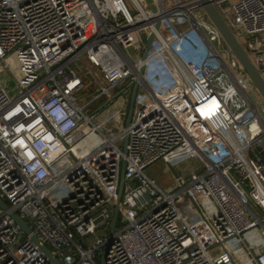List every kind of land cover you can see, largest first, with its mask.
<instances>
[{
	"label": "built area",
	"instance_id": "2783aa9c",
	"mask_svg": "<svg viewBox=\"0 0 264 264\" xmlns=\"http://www.w3.org/2000/svg\"><path fill=\"white\" fill-rule=\"evenodd\" d=\"M203 1L0 0V198L61 264H264V97ZM209 1L264 80V0ZM10 211L0 264H55Z\"/></svg>",
	"mask_w": 264,
	"mask_h": 264
},
{
	"label": "water",
	"instance_id": "95a60500",
	"mask_svg": "<svg viewBox=\"0 0 264 264\" xmlns=\"http://www.w3.org/2000/svg\"><path fill=\"white\" fill-rule=\"evenodd\" d=\"M149 7L152 10H155L154 4L152 0H147ZM203 8L209 18L211 19L212 23L214 26L217 28L218 32L222 36V38L225 40L227 43L228 47L231 49V51L234 53L238 61L241 63V65L244 67L246 72L249 74L257 88L260 90L261 94L264 97V80L261 78L260 74L256 70L255 66L247 56L245 50L243 47L240 45L238 40L236 39L235 35L229 28V26L226 24L224 19L222 18L221 14L219 11L215 8V6L212 4L211 1L209 0H204L202 2ZM159 27V24H157V28ZM155 38L154 34H151L149 38L147 39V45H146V51L144 53V58L147 57V53L151 47V44ZM138 91V83H135L133 86L132 94H131V99H130V104H129V111H128V116L126 120V126L129 127L132 121V116H133V111L135 107V101H136V95ZM128 138L127 136L125 137V143H124V148H126ZM125 164H123L122 167V172H121V182H120V187L118 191V196H117V201L116 205L114 208V215L113 219L111 221L110 225V233L113 234L117 230L118 226V221H119V216H120V211H121V200H122V193H123V186L125 182ZM0 207L3 210L10 211V208L8 204L3 201L0 198ZM10 217L14 220V222L24 231L26 235H29L31 240L53 261L55 264H61L52 254L50 249L41 243V241L38 239V237L33 233V231L30 229L29 225L24 222L16 213L10 211L9 212ZM109 246H107L104 250V256L106 255L108 251Z\"/></svg>",
	"mask_w": 264,
	"mask_h": 264
},
{
	"label": "rangeland",
	"instance_id": "374dc122",
	"mask_svg": "<svg viewBox=\"0 0 264 264\" xmlns=\"http://www.w3.org/2000/svg\"><path fill=\"white\" fill-rule=\"evenodd\" d=\"M195 41L199 42V40L197 39ZM212 43L215 44L216 40L214 39ZM200 47H202L201 43H199V50H200ZM202 50L204 49L202 48ZM1 79H3V82L6 81V86L10 90L11 89L13 90L14 83L10 82L9 80H6L5 78H1ZM122 99H123V96H121L116 102L102 109L98 119L100 121L105 120L109 116V114L112 113L113 108L114 109L118 108V106L122 104ZM123 123L125 124L126 120ZM120 127L121 125L119 123H116V124L109 123L107 128H108V132L110 135H116ZM196 167H198L197 162L191 159L184 163L179 164L178 166H176V168L171 167L170 165L166 164L164 161H158L147 169V173L150 177L154 178L164 190L168 191L177 186L176 185V175L177 174L188 176L190 171L195 169ZM102 255H103V251L99 252L97 255V260L99 263L102 262Z\"/></svg>",
	"mask_w": 264,
	"mask_h": 264
},
{
	"label": "bare ground",
	"instance_id": "6f19581e",
	"mask_svg": "<svg viewBox=\"0 0 264 264\" xmlns=\"http://www.w3.org/2000/svg\"><path fill=\"white\" fill-rule=\"evenodd\" d=\"M204 35H206V39H207L208 41H210V38H209V36H207V34L205 33V31H204ZM190 36H191V37H190V39H189V40H190L189 43L192 44V47L195 49V45L198 46V45H199V42H194V39H195L194 37H195V36H194L193 34L190 35ZM213 36H214V35H213ZM86 143L89 144V145L93 144V139H89V140H87Z\"/></svg>",
	"mask_w": 264,
	"mask_h": 264
},
{
	"label": "crops",
	"instance_id": "0c3cea01",
	"mask_svg": "<svg viewBox=\"0 0 264 264\" xmlns=\"http://www.w3.org/2000/svg\"><path fill=\"white\" fill-rule=\"evenodd\" d=\"M226 10H227L229 13L233 14V12H232V8H231V6H230V3H227V4H226Z\"/></svg>",
	"mask_w": 264,
	"mask_h": 264
}]
</instances>
